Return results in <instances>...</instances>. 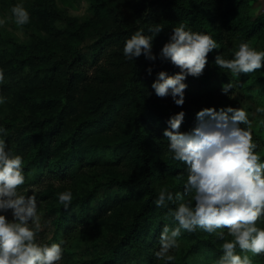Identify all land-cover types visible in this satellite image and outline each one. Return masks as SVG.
<instances>
[{"label": "trees", "instance_id": "trees-1", "mask_svg": "<svg viewBox=\"0 0 264 264\" xmlns=\"http://www.w3.org/2000/svg\"><path fill=\"white\" fill-rule=\"evenodd\" d=\"M88 1L93 16L84 24L67 21L68 28L56 33L58 12L55 6L41 20L47 38L39 42L37 53L33 52L21 63L42 74L49 86L40 89L42 92H34V103L40 104L45 95H60V100L58 106L50 101L48 114L57 112L55 115L33 118V132L16 142L15 154L24 157L25 183L29 185H37L48 177L60 182L74 180L86 166L103 169L102 161L91 156L88 143L94 136L106 133L127 110L132 115L126 153L132 157L136 181L148 198L135 213L122 245L103 264H159L154 253L159 248L160 231L164 225L175 227L176 222L167 215V208L156 209L154 201L158 193L154 183L168 181L173 185L171 191L176 192L183 190L187 179L186 166L171 159L167 152L163 131L168 118L183 110L186 115L181 131H188L195 126L196 113L201 109L239 107L234 100H239L240 104L244 100L246 103L239 108L249 113L253 137L264 158V113L256 111L258 107L264 108V68L233 77L214 63L219 53L231 58L241 42L264 50V13L257 19L249 18L246 10L256 0ZM260 1L264 7V0ZM156 24L163 28L153 42L157 56L172 29L180 24L209 34L218 44V48L209 53L203 74L186 79L188 87L182 108L170 97H156L151 89L159 71L174 75L177 68L159 56L154 63L143 55L135 61L123 56L124 42L131 35L141 29L148 35V29ZM26 49L28 52L29 48ZM31 52L29 50V54ZM104 58L106 63L100 66ZM148 67H152V75L147 74ZM91 69H96L92 77L89 76ZM230 81L234 88L229 96L223 95L221 85ZM126 84L129 85L127 90L123 89ZM66 136L68 138L64 139ZM117 166L119 164L112 167ZM189 198L185 197L183 202ZM111 211L109 207L103 214ZM56 215L51 228L55 237L47 244L62 240L77 224L88 225L91 224L89 219L101 216L99 211L91 214L84 207L80 215H70L66 210ZM47 231L45 228L43 232ZM222 243L214 234L200 230L183 232L178 250L186 251V255L175 264H215L222 255ZM248 255L253 264H264V253Z\"/></svg>", "mask_w": 264, "mask_h": 264}, {"label": "clouds", "instance_id": "clouds-1", "mask_svg": "<svg viewBox=\"0 0 264 264\" xmlns=\"http://www.w3.org/2000/svg\"><path fill=\"white\" fill-rule=\"evenodd\" d=\"M9 19L19 26L30 22L23 0L13 5L9 14L0 16V28ZM162 30L156 24L148 29V35L142 29L136 31L124 42L123 56L135 61L143 55L153 63L159 56L177 68L174 75L159 71L151 89L156 97H170L182 108L188 87L186 79L203 74L208 55L218 44L209 34L180 24L172 29L157 56L153 42ZM214 63L239 77L264 68V50L241 42L231 58L219 53ZM146 72L152 75V67L146 68ZM4 81L5 72L0 68V84ZM233 88L230 81L221 85V93L229 96ZM5 103L6 98L0 95V105ZM256 111L264 113V108L258 107ZM185 115L183 110L171 115L163 131L167 152L171 159L186 166L187 179L182 191L162 189L154 201L157 207L167 208V215L176 222L175 227H162L154 255L159 264H175L176 257L171 253L179 248L182 233L200 230L223 241L222 255L215 264H253L248 253H264V227L258 226L264 224V158L253 137L249 113L232 106L219 110L203 108L196 113L195 126L181 131ZM6 136L7 129L0 125V264H61L65 241L38 242L41 214L37 197L35 192L23 194L20 186L26 181L24 157L13 153ZM185 197H190L187 202H183ZM72 200L71 189L57 196L65 210Z\"/></svg>", "mask_w": 264, "mask_h": 264}, {"label": "rangeland", "instance_id": "rangeland-1", "mask_svg": "<svg viewBox=\"0 0 264 264\" xmlns=\"http://www.w3.org/2000/svg\"><path fill=\"white\" fill-rule=\"evenodd\" d=\"M18 2L20 0H0V16L9 14L10 8ZM23 4L30 13V22L19 26L9 19L6 25L0 28V68L5 72V81L0 84V95L6 98V103L0 105V125L7 129L5 139L13 153L16 142L29 137L33 132V118L43 119L44 114L55 115L57 112L48 114L50 101L55 106L59 105L60 95H45L43 97L45 100L40 104L34 103L32 100L34 92L49 86L42 79V74L38 75L31 66L21 63L33 52L37 53L39 42L47 38L42 27V18L48 12H52L50 8L55 6L58 12L56 15L58 23L55 24L58 33L68 28L67 21L84 24L93 16L88 0H23ZM246 12L249 18L254 20L264 13V7L260 0L252 1ZM26 48L32 52L29 54ZM254 48L260 50L259 46ZM105 61L104 58L100 66L105 65ZM95 70L89 71L90 77ZM128 88L127 84L123 86L125 90ZM234 101L239 107L246 103L244 100L241 104L239 100ZM131 115L127 110L124 111L113 127L89 141L91 156L94 160L98 158L102 161L105 165L103 169L86 166L74 180L60 182L48 177L37 185L25 183L20 186L23 194L29 195L33 192L36 194L41 214L38 242L43 244L50 243L55 237L54 229H51L53 221L57 219L56 214L59 211L65 210L57 201L60 192L66 189L73 192L72 203L66 210L70 215H80L83 207L91 214L95 210L99 211L101 216L89 219L91 224L84 226L77 224L71 234L63 237L65 244L61 264H103V261L122 245V239L130 229L135 213L148 198L142 185L136 181L137 173L132 157L126 153L131 133L129 126ZM66 138L68 136L64 137ZM117 164L119 166L116 168L112 167ZM154 186L157 193L162 189L168 191L173 189V185L171 186L168 181L154 183ZM109 207H112V211L103 214ZM260 227H264V224ZM45 228L47 232H43ZM181 251L178 249L172 251L171 254L176 257L175 262L185 257L186 251Z\"/></svg>", "mask_w": 264, "mask_h": 264}]
</instances>
